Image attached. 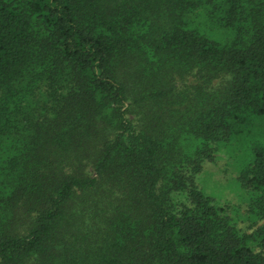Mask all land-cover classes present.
I'll use <instances>...</instances> for the list:
<instances>
[{
	"label": "trees",
	"instance_id": "1",
	"mask_svg": "<svg viewBox=\"0 0 264 264\" xmlns=\"http://www.w3.org/2000/svg\"><path fill=\"white\" fill-rule=\"evenodd\" d=\"M261 115L264 0H0V264H264Z\"/></svg>",
	"mask_w": 264,
	"mask_h": 264
},
{
	"label": "rangeland",
	"instance_id": "2",
	"mask_svg": "<svg viewBox=\"0 0 264 264\" xmlns=\"http://www.w3.org/2000/svg\"><path fill=\"white\" fill-rule=\"evenodd\" d=\"M139 110L136 108L138 113ZM139 115L135 113L130 116L138 121L141 117ZM252 127V132L239 137L229 151H222L215 161L207 162L201 174L197 176L198 186L218 201L226 203L232 209L233 215L239 219V226L248 233L264 221L253 225L250 221L242 219L248 216L249 203L248 193L242 188L238 178L240 170L251 158L250 152L254 143L264 146V115L259 116Z\"/></svg>",
	"mask_w": 264,
	"mask_h": 264
}]
</instances>
